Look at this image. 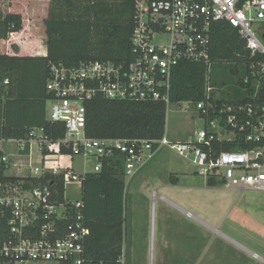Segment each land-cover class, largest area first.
<instances>
[{
	"label": "built area",
	"instance_id": "obj_1",
	"mask_svg": "<svg viewBox=\"0 0 264 264\" xmlns=\"http://www.w3.org/2000/svg\"><path fill=\"white\" fill-rule=\"evenodd\" d=\"M134 18L129 62L51 65L46 117L65 125L63 138L53 141L34 128L22 140L0 139V229L5 232L0 264H84L91 230L84 218L83 181L116 157L124 162L128 182L160 153L171 151L191 161L194 174L207 183L264 190V105L257 101L261 92L264 96V0H137ZM221 21L238 30L257 59L253 102H221L212 84L211 31ZM163 35L168 41L158 42ZM185 62L205 66L204 98L173 104L174 71ZM98 97L162 103L167 114L177 106L201 120L203 129L189 140H172L166 131L159 139L92 138L86 134V106ZM7 144L20 147L7 153ZM78 157L94 159L92 171L78 174L65 164ZM51 161L56 166L45 168ZM46 175L62 177V200L49 182H42ZM69 184L79 200L67 198Z\"/></svg>",
	"mask_w": 264,
	"mask_h": 264
},
{
	"label": "trees",
	"instance_id": "obj_2",
	"mask_svg": "<svg viewBox=\"0 0 264 264\" xmlns=\"http://www.w3.org/2000/svg\"><path fill=\"white\" fill-rule=\"evenodd\" d=\"M3 1L0 0V39L7 40L9 34L23 30V18L19 14H4ZM136 1L51 0L49 15L44 21L47 56L0 54V139L22 140L34 128L43 129L53 141L64 137L65 125L53 123L46 117V105L52 99L47 90L51 65L73 68L89 61L129 62ZM210 46L214 63L212 84L219 89L221 102L235 105L252 101L253 74L257 72L253 66L257 59L246 50L238 30L226 21L215 23ZM215 69L222 73L223 79L214 80ZM205 81L203 64H180L173 75L172 103L201 101ZM257 101L264 105L262 92ZM86 107V134L92 138L159 139L166 131L167 110L162 103L98 97ZM42 182H49L58 200H62V177L46 175ZM208 185L220 184L210 180ZM126 186L124 162L119 157L105 162L100 173L85 177L84 218L91 236L86 243L84 264H123ZM4 233L0 229V243Z\"/></svg>",
	"mask_w": 264,
	"mask_h": 264
},
{
	"label": "rangeland",
	"instance_id": "obj_3",
	"mask_svg": "<svg viewBox=\"0 0 264 264\" xmlns=\"http://www.w3.org/2000/svg\"><path fill=\"white\" fill-rule=\"evenodd\" d=\"M32 1L25 0L27 4ZM157 41L168 38L163 35ZM223 78L215 69L214 80ZM49 109L48 103L47 116ZM192 118L190 111L171 107L168 137L191 139L203 129V122ZM19 147L7 144L5 151L11 153ZM67 162L78 174L95 166L94 159L81 157ZM54 166L56 162L51 161L45 168ZM74 187L69 184L66 194L73 202L80 199ZM126 187V264H264V190L227 189L222 185L211 188L194 174L191 161L171 151L146 164Z\"/></svg>",
	"mask_w": 264,
	"mask_h": 264
},
{
	"label": "crops",
	"instance_id": "obj_4",
	"mask_svg": "<svg viewBox=\"0 0 264 264\" xmlns=\"http://www.w3.org/2000/svg\"><path fill=\"white\" fill-rule=\"evenodd\" d=\"M32 3L27 4L25 0H6L2 4L5 14L13 13L22 16L23 30L9 34L7 40L0 39V54L12 57L47 56V34L44 21L49 15L50 0H33ZM65 164L69 163L66 161ZM72 165L74 166V162Z\"/></svg>",
	"mask_w": 264,
	"mask_h": 264
},
{
	"label": "bare ground",
	"instance_id": "obj_5",
	"mask_svg": "<svg viewBox=\"0 0 264 264\" xmlns=\"http://www.w3.org/2000/svg\"><path fill=\"white\" fill-rule=\"evenodd\" d=\"M117 63V62H116ZM157 195V194H156ZM156 197V196H155ZM157 198V197H156ZM190 216V215H189ZM155 245V244H154ZM155 247V246H154ZM154 249V248H153ZM155 250V249H154ZM153 253V252H152ZM256 256V255H255ZM153 257V256H152ZM155 259V258H154ZM151 263H153V261L151 262Z\"/></svg>",
	"mask_w": 264,
	"mask_h": 264
},
{
	"label": "water",
	"instance_id": "obj_6",
	"mask_svg": "<svg viewBox=\"0 0 264 264\" xmlns=\"http://www.w3.org/2000/svg\"><path fill=\"white\" fill-rule=\"evenodd\" d=\"M263 38H264V35H263Z\"/></svg>",
	"mask_w": 264,
	"mask_h": 264
}]
</instances>
